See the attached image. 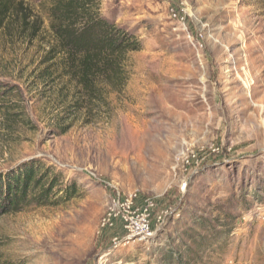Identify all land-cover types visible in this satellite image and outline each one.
I'll return each mask as SVG.
<instances>
[{"label": "rangeland", "instance_id": "obj_1", "mask_svg": "<svg viewBox=\"0 0 264 264\" xmlns=\"http://www.w3.org/2000/svg\"><path fill=\"white\" fill-rule=\"evenodd\" d=\"M101 15L143 49L110 110L64 135L66 89L32 72L48 22L41 43L0 33V80L22 94L5 108L32 128L0 116V173L39 159L80 193L0 218V264H264V0H102ZM132 195L155 204L149 235L109 219Z\"/></svg>", "mask_w": 264, "mask_h": 264}, {"label": "trees", "instance_id": "obj_2", "mask_svg": "<svg viewBox=\"0 0 264 264\" xmlns=\"http://www.w3.org/2000/svg\"><path fill=\"white\" fill-rule=\"evenodd\" d=\"M47 1L48 6L42 7L45 16H41L23 1L0 0V33L12 26L28 43H41L44 22H48L50 40L42 43V56L32 72L39 83L62 82L66 89L59 127L64 135L73 116H82L84 121L110 110V95L122 93L129 81L130 55L141 52L143 45L134 33L102 17V0ZM21 96L18 87L0 80L2 120L31 128L20 105L14 103L16 109L11 111L5 108L8 99ZM78 192L75 182L67 184L52 167L28 159L0 173V218L31 207H60L79 198Z\"/></svg>", "mask_w": 264, "mask_h": 264}, {"label": "built area", "instance_id": "obj_3", "mask_svg": "<svg viewBox=\"0 0 264 264\" xmlns=\"http://www.w3.org/2000/svg\"><path fill=\"white\" fill-rule=\"evenodd\" d=\"M173 18L177 19L180 22H184L186 16H178L175 13L173 14ZM182 163L189 164L188 160H182ZM136 197V195H132L128 199H120V197H117L116 199H113L111 202V207H116L119 205V210L112 211L111 215H109V219L116 216H121V219L127 223V226L125 229L129 230L130 232L136 234V235H149V228H148V219L150 216V211L154 208L155 204L152 199L145 198L142 199L141 205L139 207H136L134 209L131 208L132 205V197ZM121 209V210H120ZM138 213L141 215V218L137 222H132L131 218H133V215ZM108 221V220H107ZM110 221V220H109Z\"/></svg>", "mask_w": 264, "mask_h": 264}]
</instances>
